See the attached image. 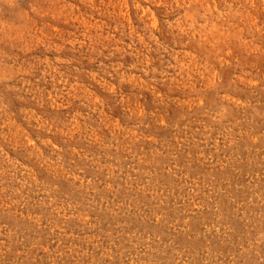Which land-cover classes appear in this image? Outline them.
<instances>
[{
  "label": "rangeland",
  "instance_id": "obj_1",
  "mask_svg": "<svg viewBox=\"0 0 264 264\" xmlns=\"http://www.w3.org/2000/svg\"><path fill=\"white\" fill-rule=\"evenodd\" d=\"M0 264H264V0H0Z\"/></svg>",
  "mask_w": 264,
  "mask_h": 264
}]
</instances>
